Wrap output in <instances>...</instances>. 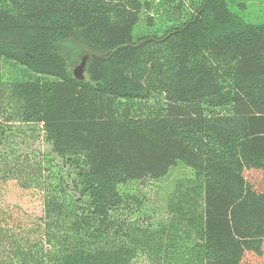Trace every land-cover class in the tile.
I'll use <instances>...</instances> for the list:
<instances>
[{"label":"trees","instance_id":"16d2710c","mask_svg":"<svg viewBox=\"0 0 264 264\" xmlns=\"http://www.w3.org/2000/svg\"><path fill=\"white\" fill-rule=\"evenodd\" d=\"M76 46L96 54L85 80ZM26 131L50 150L36 155ZM12 162L4 179L44 194L43 237L9 255L1 242L4 264L263 255L264 191L245 172L264 171V22L228 0H0V167ZM178 163L195 174L170 218L136 215L121 186Z\"/></svg>","mask_w":264,"mask_h":264},{"label":"rangeland","instance_id":"374dc122","mask_svg":"<svg viewBox=\"0 0 264 264\" xmlns=\"http://www.w3.org/2000/svg\"><path fill=\"white\" fill-rule=\"evenodd\" d=\"M230 7L239 13L247 21L255 24L264 22V0H228ZM242 4L244 7H242ZM140 28V29H139ZM140 32H145V26L140 23L137 27ZM71 69L81 62V49L76 46L72 52ZM25 138L30 141V149L36 155L48 152L49 146L44 142L41 135L38 140L29 137L26 131ZM13 168V162L5 167H0V243L2 242L7 251L12 254L13 241H25L34 243L42 239V217L44 215V194L40 189L23 188L13 178L4 179L8 170ZM193 170L185 164L174 165L166 176L160 179H145L143 181L130 182L121 186L127 193L136 195L141 199L143 206L136 215L145 218L150 215L155 222L170 218L167 209L168 201L181 184H188L194 178ZM248 182L257 190L264 191V171L250 169L245 172ZM137 198V199H138ZM138 209V208H137ZM0 264L3 263L2 252H0ZM132 264H150L148 256L139 254ZM243 264H264L263 255L253 252L246 254Z\"/></svg>","mask_w":264,"mask_h":264},{"label":"water","instance_id":"95a60500","mask_svg":"<svg viewBox=\"0 0 264 264\" xmlns=\"http://www.w3.org/2000/svg\"><path fill=\"white\" fill-rule=\"evenodd\" d=\"M96 54H85L82 59L81 62L76 65L73 69V75L75 78H77L78 80H85L86 79V67H87V61L90 58L95 57Z\"/></svg>","mask_w":264,"mask_h":264}]
</instances>
